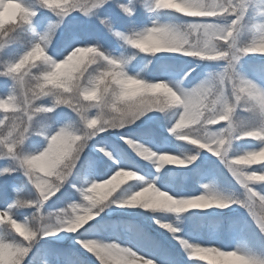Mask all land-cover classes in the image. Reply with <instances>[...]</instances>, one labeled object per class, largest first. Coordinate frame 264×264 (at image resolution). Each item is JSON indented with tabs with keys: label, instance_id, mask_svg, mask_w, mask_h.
Masks as SVG:
<instances>
[{
	"label": "clouds",
	"instance_id": "9594fccd",
	"mask_svg": "<svg viewBox=\"0 0 264 264\" xmlns=\"http://www.w3.org/2000/svg\"><path fill=\"white\" fill-rule=\"evenodd\" d=\"M134 2L139 3L140 0ZM72 3L73 0H0V43H5L10 34L26 30L30 20L41 9L56 17L49 21L50 24L62 26L61 16L72 7ZM154 4L161 10L172 9L182 13L184 17L215 19L207 24L193 20L169 27L154 23L129 34L130 38H120L136 50L127 58L129 61L140 54L155 57L161 53H176L200 60H223V68L206 74L203 81L209 82L208 91L193 101L194 107L186 114L187 101L174 86L164 80L153 82L132 73L130 66L126 70V61L106 55L98 45H77L59 59H54L38 43L32 47L35 41L32 42L31 52L18 65L24 83L14 93L16 108H3L0 104V109L7 113V119L0 123V159L8 160V164L0 168V174L14 168L32 188L30 195L14 196L16 203L11 208L15 211L30 210L27 215L16 219L8 212L0 213V228L5 234L0 235V264H24L38 237L56 236L61 232L79 233L112 206L140 209L153 217L159 216L154 223L178 240L188 260L200 262L211 256L213 259L209 264H264V260L248 254L222 251L216 246L179 239L176 235L180 231L183 214L192 209L228 208L236 199H247V185L264 182V172L250 170L252 165L264 164V145L243 151L232 150L229 154L234 141L241 138L264 140V135L250 130L251 126H241L234 121L223 138L208 127L225 118L218 113L228 103L244 105L252 112L261 113L264 90L241 74L239 62L249 53L264 56V23L252 26L255 32L250 40L238 42L235 34L239 30L234 34L232 25L235 21L229 20L238 0H154ZM66 18L63 16L64 20ZM97 21L102 27L106 25L101 21L110 23L108 18ZM115 32L118 31H109L112 35ZM51 39L54 40L55 36ZM221 73L222 79L218 78ZM226 88L228 95H225ZM41 106L44 107L37 112ZM60 107L71 110L74 121L52 124L49 114ZM175 109H181L179 117ZM153 111L162 114L172 112L175 120L168 131L177 141L197 149H207L213 155L223 154L225 167L243 190L239 196L227 197L208 190L189 197L174 196L155 183L144 180L139 172L118 167L105 179L82 180V192H78L76 201L56 211H43L42 205L60 190L64 178L72 175L74 163L94 133L119 131ZM258 128L264 129V121ZM33 135L44 142L35 153L25 148L26 141ZM121 138L138 158L154 162L157 172L167 165L161 155L175 161L184 160L183 163H175L177 167L188 164L178 154L157 155L138 142ZM104 155L108 156V153ZM21 160L23 168L20 167ZM193 202L207 203L208 207H187ZM252 206L253 221L264 236V202L253 203ZM76 243L98 264H155L130 247L116 242L86 238ZM42 264H47V261Z\"/></svg>",
	"mask_w": 264,
	"mask_h": 264
},
{
	"label": "rangeland",
	"instance_id": "374dc122",
	"mask_svg": "<svg viewBox=\"0 0 264 264\" xmlns=\"http://www.w3.org/2000/svg\"><path fill=\"white\" fill-rule=\"evenodd\" d=\"M124 2L128 3V0H124ZM137 4L134 0L130 4L134 9L133 16L136 15ZM144 4L152 12L151 16L143 21L128 17L131 19L130 24H118L122 14L115 7L109 9L107 14L101 10V18H108L109 22L112 23L113 30L125 35L137 33L146 27L152 26L154 23L176 26L196 19H204L184 17L182 13H176L172 9L154 10L153 0H144ZM43 10L44 15H53L50 11ZM233 18V16H229V20ZM211 22H214V20ZM262 23H264V0H246L245 14L241 19L239 31L235 34L238 42L250 40L255 32L252 26ZM74 28L80 29L87 37L89 43L97 41L99 48L106 53L107 51L104 48H108L110 56L126 61L124 64L126 70H129L130 66L132 73L142 75L153 82L164 80L174 87L179 84L180 88L184 90H190L203 81L207 73L220 71L225 63L223 60H200L176 53H161L155 57H147L144 54H140L136 56L135 60L129 61L127 58L136 51L130 45L125 44L119 37L110 34L98 23L95 17H84L77 12H73L70 17L65 19L60 29H57V32L63 34L64 30L70 31ZM42 33L38 32L37 36ZM6 48L7 43L5 42L4 47L0 48V59ZM53 58L59 59L60 57ZM149 61L151 62L149 63ZM262 62L263 58L259 54H246L239 62V71L246 79L256 84L261 90H264V64ZM261 63L263 64L262 68L260 67ZM5 80L0 79V98H4L12 92L13 81L9 78L5 84ZM45 103L47 102L45 101ZM174 111L178 113L181 109ZM49 116L51 123L54 125L70 123L75 119L71 110L64 107L55 109ZM230 119L241 126H255L258 128L260 123L264 121V116L258 112H252L244 105H238ZM174 120L175 116L171 111L164 114L156 111L149 112L131 126L119 131L111 130L100 133L99 136H105L108 139L100 140L99 145L105 151H109L110 145L118 143L117 138L131 135L134 140L156 152L157 155L165 153L178 154L181 158L196 155V159L189 165L177 167L175 163H171L163 166L159 172L156 171L154 162L142 160L143 171L139 173L144 180L155 183L158 187L169 191L174 196L189 197L201 194L205 190L218 192L227 197L239 196L243 190L218 156L213 155L207 149H197L185 144L186 142L177 141L169 133L168 129ZM221 123L217 125V128L223 126V122ZM136 131H142L141 134L147 137L144 136L145 139L138 138ZM95 139L90 140L89 147L85 149L89 160L100 159L98 155L95 156L93 153ZM43 143L42 138L33 135L26 141L25 148L28 151H32L42 147ZM258 146V141L255 138L234 141L229 154H231L232 150L243 151L255 149ZM102 155H104L103 152ZM106 159L104 157V160ZM6 164H8L7 159H0V168H3ZM108 164L111 165V161H108ZM258 166L252 165L251 167L255 168ZM19 173V171L13 172L12 177ZM82 173L86 179H97L102 175L101 172L91 165L86 166ZM69 180H73V176H70ZM9 182L10 180L6 181L5 177L0 175V185L8 184ZM250 185L253 190L264 192V182L256 181ZM70 186V184L65 183L61 191L65 190V188L69 189ZM53 199L54 197L51 202L46 201L44 203L42 206L43 211H56L65 206V204H59ZM9 204L10 201L0 202V210L7 209ZM206 210L209 211L206 212ZM206 210L192 209L183 214L182 223L179 225L180 231L176 234L179 239L216 246L222 251L235 250L259 260H264V236L261 235L253 219L243 207L239 204H231L225 209L210 208ZM104 217L100 215L90 222L104 226L102 230L95 234V239L128 246L139 255L153 260L155 264H209V261L213 259V257L208 256L200 262L188 260L185 252L179 249L181 246L178 241L176 243L179 248L175 245L174 250H172L166 246L164 240L166 237L163 238L162 229L149 228V226H145L136 220L129 221V224L119 228L115 222L101 221ZM152 220L154 221L153 218ZM168 236L174 240L171 234L168 233ZM144 237L149 238L151 243L146 242ZM77 239V233L61 232L56 236L43 237L35 244L39 245L40 248L60 246L62 251L68 247H75L78 252H84L85 250L76 243ZM34 254L35 251L31 250L26 261L30 262Z\"/></svg>",
	"mask_w": 264,
	"mask_h": 264
},
{
	"label": "snow or ice",
	"instance_id": "6c2138e0",
	"mask_svg": "<svg viewBox=\"0 0 264 264\" xmlns=\"http://www.w3.org/2000/svg\"><path fill=\"white\" fill-rule=\"evenodd\" d=\"M132 0H128V3H125L124 0H73L72 7L68 10H66L63 15L61 16V20L63 23L65 20L63 19V16L70 17L73 12H77L80 15L84 17H95L96 19L101 18L102 11L103 13L107 14L108 10L112 7H115L119 9V12L125 16V17H132L133 19H136L135 16H133V7L130 6ZM245 3L246 0H238V6L236 10L231 14L233 16V20L235 23L232 25V29L234 34L239 30V25L241 22L242 17L245 14ZM153 9L154 10H161L159 9L155 4L153 0ZM102 10V11H101ZM35 11V10H33ZM71 13V14H69ZM204 19H196L200 23H211L212 20H214V17H201ZM41 20V17L38 15H35L34 18L30 20V23H36ZM109 21V20H108ZM114 22V21H113ZM101 23H104L106 27H104L108 32L112 30V23H108L107 21H101ZM163 27H169L167 25H164ZM57 29H60L59 23H51L48 25L47 30L44 31L41 35L38 36V38L35 40V42L32 44V47H35V44L38 43L41 47L45 49V51L49 52L51 51L53 56L62 57L67 50H69L72 47H75L77 45L86 46L89 44H95L98 45L97 41H92L91 43L88 42L87 37L81 32L80 29L74 28L70 31L64 30L63 34H60L57 32ZM55 36V40H52L51 37ZM114 35H116L119 38H130L128 35H125L121 32H115ZM49 42H51V49H49L48 45ZM4 47V43H0V48ZM31 52V48H28L26 51L23 52L18 58L6 61L2 64H0V76L5 78H11L13 81V87L12 92L8 94L4 98H0V104H2L3 108L8 109H15L16 108V96H15V90L16 88L23 87V76L21 70H18V65H20L21 61L25 60L27 55ZM208 61H217V60H208ZM218 78H223V74H218ZM4 83H7V79L4 81ZM175 88L178 92H180L186 99L187 103L185 105V113L187 114L193 107V101L198 100L199 98L203 97L209 88V82L208 81H202L198 83L195 87H193L190 90H184L180 88L179 84L175 85ZM225 95H228L227 88L225 89ZM238 105L228 103L226 104L225 108L218 113V115H221L225 117L224 119H221L218 123L208 125L209 129L216 134L218 137L223 138L224 133L231 127L232 120L230 119L232 113L237 108ZM44 106H41L40 109H37V112L41 111ZM262 116H264V107L261 108ZM177 117H179V113H177ZM7 119V113L4 112L2 109H0V123H2L4 120ZM223 126L220 128H217V125L222 124ZM250 130H254L259 132L261 135H264V129L257 128L255 126H252ZM111 130L105 131L109 132ZM100 133H94L93 137L90 138V140H94L99 136ZM128 140H132L135 142H138L137 140H134L130 137H124ZM123 142L124 140L120 138ZM245 138H241L240 140H244ZM258 141L259 146L264 145V140L256 139ZM139 143V142H138ZM125 144V143H124ZM141 144V143H140ZM127 145V144H126ZM87 147H89V142L87 143ZM86 147V148H87ZM40 148L33 149L31 152L35 153ZM12 150L14 151V146H12ZM100 152H103V154L106 152L108 153V156H105L107 159H94L89 160L87 159V154L85 153V150H83L82 154L79 155L78 159L73 165V173L71 176H80L82 172L84 171L85 167L88 165H91L94 167L97 171L101 172L102 175L99 176L97 179H105L107 176H109L116 168H128L135 170L137 172L143 171V166L141 164L142 159H138L137 155L134 153V151L127 145V148L123 147L120 143H114L109 146V151H105L103 147H100L97 149ZM161 155V154H159ZM221 159L222 163H226L223 154L216 155ZM161 159L167 163H183L184 160L181 161H175L172 159H169L163 155H161ZM187 163H191L196 159V155H191L186 158ZM108 161H111V165L108 164ZM145 161V160H143ZM20 167H24V162L21 160ZM251 171H257V172H264V164L259 165L258 167L250 169ZM16 170L14 168H9L5 171L3 175L5 177V180H11L12 179V173ZM64 183L60 187V190L57 193H61V189L64 186L65 183L70 184L73 188H75L76 192H82V187L77 185L72 181L69 180V178H64ZM207 187V186H205ZM10 185L3 184L0 185V202H7L10 197V191H9ZM247 189H251V191H247ZM57 193L52 196L50 199H48V202H51V199L53 197H56L59 199L60 197L57 196ZM245 193L247 196L246 200H240L236 199V202L233 204H239L241 207H243L251 216L252 219L255 218L254 210H253V203H260L264 202V192H258L253 190V187L249 184L245 187ZM61 195H64L61 193ZM14 202L12 199V202L8 205V208L5 210H0V213L8 212L9 215L11 208L14 206ZM44 205V204H43ZM42 205V206H43ZM187 207L190 208H207V203H189ZM220 208H223V205H220ZM13 218L19 219V217L13 216ZM104 226L100 225L98 223H90L85 226L84 229H82L78 235L77 240H83L86 238L89 239H95L94 236L97 232L102 230ZM40 237L37 238V241H39ZM144 240L146 242L151 243L149 238L144 237ZM24 264H30L28 261H24Z\"/></svg>",
	"mask_w": 264,
	"mask_h": 264
},
{
	"label": "trees",
	"instance_id": "16d2710c",
	"mask_svg": "<svg viewBox=\"0 0 264 264\" xmlns=\"http://www.w3.org/2000/svg\"><path fill=\"white\" fill-rule=\"evenodd\" d=\"M139 7L142 10L141 4H139ZM33 10H35V8H33ZM49 20L52 21L51 18H49ZM49 20L46 19L45 17H41V20L39 22L31 23L30 26L26 30L24 31L18 30L16 33L10 34V36L13 37L10 43L14 49L10 55V58L7 59L6 57H4L1 61V64L6 61H11V60L18 58L22 54L23 49L25 48L28 49L35 38L33 32L38 29L47 30L45 26L47 25L48 27V25L50 24ZM51 47L52 45L49 47V49H51ZM102 51L106 55H108L104 50ZM49 54H52L51 51H49ZM261 57L264 58V56H261ZM95 141H96V144L94 146L95 147L94 151L96 154H100V151L97 150L98 148L101 147L97 144L99 139H96ZM122 145L125 148H127V145L124 144V142ZM77 178L80 180V176H78ZM81 182H82V179L81 181L78 182V184L80 185ZM79 185H77V187ZM70 189H71L70 191L65 190L63 192L64 195H60V198H62L61 200H63L64 202H66V200L68 201L71 196L74 199H78V192H76L75 188L71 187ZM9 191H10V197L13 199L14 196L30 195L32 193V188L23 178H18V179H14V186H10ZM29 211L30 210H24V211L12 210L11 213L16 217H23L27 215ZM101 214L107 217L116 218V219H119V218L127 219V218L134 217L137 220H140L143 223H146L148 226H154V224H152V222L148 219L151 215L147 212H142L140 209L117 208L115 206H112L110 208L105 209V211ZM0 234L5 235L3 233L2 228H0ZM34 249H38V250H37V253L34 254L36 256L33 258V261L30 264H42L43 261H47V264H68L69 262H72L73 264H98L95 258L88 252H86L83 255H79L77 253L74 254L73 252H71V254L65 256L66 258H62V257L57 256V251H49V248L47 247L40 248L39 246H34L32 250Z\"/></svg>",
	"mask_w": 264,
	"mask_h": 264
}]
</instances>
